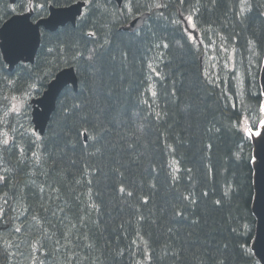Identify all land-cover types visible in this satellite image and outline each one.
I'll list each match as a JSON object with an SVG mask.
<instances>
[{
	"label": "trees",
	"instance_id": "1",
	"mask_svg": "<svg viewBox=\"0 0 264 264\" xmlns=\"http://www.w3.org/2000/svg\"><path fill=\"white\" fill-rule=\"evenodd\" d=\"M78 1L86 7L75 26L41 30L33 64L10 73L0 53V142L4 133L10 139L0 147V175L7 178L0 184V264H259L250 249L252 145L232 125L255 129L261 118L264 0H253L245 25L235 22L236 0L215 6L211 0H131V11L129 0L121 7L109 0H0V26L30 6L37 20L49 6ZM194 7L200 9L195 44L184 24L173 23ZM144 13L142 28L119 30ZM222 46L233 52L238 70L214 64ZM66 67L76 70L77 91L66 87L44 135H33L28 101ZM19 102L20 114L10 112ZM77 103L81 115L63 111ZM97 123L109 131L98 145L86 146L77 130ZM41 140L46 149L37 147ZM34 151L43 154L39 161ZM173 166L180 169L175 181Z\"/></svg>",
	"mask_w": 264,
	"mask_h": 264
},
{
	"label": "water",
	"instance_id": "2",
	"mask_svg": "<svg viewBox=\"0 0 264 264\" xmlns=\"http://www.w3.org/2000/svg\"><path fill=\"white\" fill-rule=\"evenodd\" d=\"M9 1L11 4L16 2V0ZM112 1L118 7H121L123 2V0ZM84 6L85 3L82 1L62 8L50 6L48 15L37 22L31 20L33 14L31 9L24 14H16L7 19L0 27V51L4 62L8 65V71H13L19 62H34L40 44L41 27L46 31L53 32L66 24L74 26L77 18L81 16ZM148 17L149 13L139 15L127 25L120 27L119 30L133 33L143 27ZM67 86H71L74 91H77L78 78L74 67L60 70L49 82L41 96L30 100L33 130L40 136L44 134L46 123L55 110L57 98ZM254 154L256 160L253 163L254 199L252 210L257 219V226L252 250L259 262L264 264V153L260 152L258 145L256 147L254 145Z\"/></svg>",
	"mask_w": 264,
	"mask_h": 264
},
{
	"label": "snow or ice",
	"instance_id": "3",
	"mask_svg": "<svg viewBox=\"0 0 264 264\" xmlns=\"http://www.w3.org/2000/svg\"><path fill=\"white\" fill-rule=\"evenodd\" d=\"M231 2V0H230ZM130 3H131V0H129V11H131V7H130ZM180 3L183 4L184 3V0H180ZM200 3V0H197V4ZM211 4L213 6H215L217 4V0H211ZM156 8H161V7H167V5H162V4H155L154 5ZM234 7L237 9L235 12H234V15H235V22L236 23H239L241 25H245L246 21L248 20V16L245 15V13H251L253 11V8H254V4H253V0H236V3L234 5ZM200 9L198 7H194L187 16L184 17L183 21L180 20V19H177V20H174L173 23L176 24L177 26H180L181 24H184V27H185V31L187 32L188 29H191L192 31L188 33V36H189V40L193 42V44L196 43L194 37H195V32H196V29L198 28V22H197V19H196V15L199 13ZM183 15V14H181ZM260 15H264V13H261ZM186 22V23H185ZM211 25H209L208 29H206L205 31H211ZM88 35H94V33H88ZM203 35V33H202ZM200 43H203V41H200ZM248 44H249V48L253 50V53L255 54V44H256V41L254 39H250L248 41ZM165 47H167V45H165ZM222 50L223 51H227L226 48H223L222 46ZM121 57L122 58H126L125 56V53L121 52L120 53ZM96 56H97V53L95 52V50L91 51L89 53V55L87 56L86 58V62L92 66L94 65L95 63V59H96ZM81 59H84V57L82 56L81 54ZM111 59L112 60H115L116 59V55L113 54L111 56ZM94 71H99L98 69H94ZM176 93L173 92V95H175ZM152 95L155 97L157 95V93L155 91L152 92ZM15 99V98H13ZM21 105H13L9 111L10 112H15L16 114H20L21 112ZM188 107H192V105L188 106ZM81 108H82V104L80 103H77V104H74L73 105V108L72 109H68V108H64L63 111L65 113H68L69 115L75 113L76 115H81ZM260 109H261V112H264V104H261L260 105ZM101 111H105L104 108H101ZM84 115H86V113H84ZM158 118H162V114L161 113H157L156 114ZM67 119V116L65 117ZM245 121H247V117L244 118ZM261 124V126H264V120H260L259 122ZM232 127L234 129H236L238 132L239 131H243L244 132V135L246 138H252V128L250 126H245L244 128H241L240 127V123L239 121H236L233 123ZM109 131V128L106 126V125H103L101 123H97V124H93V125H89L88 127L84 128L83 131H80L79 129L77 130V136H83L85 141H86V146H88L89 144H93V145H98L100 140L103 139V136L101 135L102 133H107ZM209 132L212 131V129H208ZM216 131H220L219 128L216 129ZM33 135H35V132L33 130ZM65 135L67 136V133H65ZM257 136H259V140L257 141V145L259 147V150L261 153H264V133H257ZM4 139L2 142H0V147H3V148H7L9 145H10V139L8 138L7 136V133H4ZM41 138L40 137H37V140H40ZM35 143V141L33 142ZM69 144H71V146L73 148H75V144L72 143L71 141L68 142ZM43 146L45 149L47 148V145L46 143H44L42 140H41V144L40 145H37V147H41ZM128 147L129 148H132V144H128ZM208 147L210 148L211 145L209 144ZM101 147L100 146H96L95 147V152H101ZM21 153H23V149L21 148ZM33 155V158H35L36 161H39L41 159V156L43 154H41V156H38L37 155V152H33L32 153ZM3 157L0 156V159H2ZM250 159L254 162L255 161V157H250ZM180 169L178 167H175L173 166V172L171 174V178L175 181L177 179L176 177V173L179 172ZM187 171H191V169H188ZM7 178L6 176H2L0 175V181H5ZM41 191H43V186H41L40 188ZM120 191L121 192H124L125 191V188L123 186H121L120 188ZM7 195V194H5ZM127 195L129 197H131L133 195V192L132 191H128L127 192ZM190 195H193L194 194H191ZM204 195L206 196L207 193H204ZM228 193L227 191L225 192V196H227ZM183 199L188 201L189 203L191 204H195L197 201L195 198L193 199H190L189 196H183ZM147 201H145L146 203ZM215 204L217 205H220L221 204V200H216L214 202ZM92 207H97L96 205H93ZM62 211V209H61ZM3 214V209L0 208V215ZM175 215L179 216L181 215L180 212H176ZM33 219H36V217H33ZM139 219H143L142 216L139 217ZM193 223H196V221H193ZM73 227H75V225H73ZM14 231L16 233H20L22 231V228L21 227H16L14 229ZM139 235V233H138ZM70 236V233H65L64 235V239L65 240H68ZM59 243V241H57V244ZM58 251V249H57Z\"/></svg>",
	"mask_w": 264,
	"mask_h": 264
},
{
	"label": "rangeland",
	"instance_id": "4",
	"mask_svg": "<svg viewBox=\"0 0 264 264\" xmlns=\"http://www.w3.org/2000/svg\"><path fill=\"white\" fill-rule=\"evenodd\" d=\"M192 30L191 29H188V33L191 32ZM195 38V37H194ZM218 62H221L223 65H224V68H232L234 71L238 70V65H236L235 61H234V55H233V52H231L230 50L227 49V51H221L220 52V55L218 58H215L214 59V64L215 65H218ZM256 66V65H255ZM217 67L214 68V70H216ZM259 87H260V95H261V98H262V102L264 104V59L261 63V65L259 66ZM238 75V74H237ZM237 77V76H236ZM240 79L238 78V81ZM238 90L240 91V86H239V83H238V86H237ZM18 105H21V102H19ZM263 118H264V115H263ZM262 128V126H261ZM256 131H258L257 133H261L259 131V126L257 127ZM255 131V133H256ZM259 136H257L256 134V137L255 139H258Z\"/></svg>",
	"mask_w": 264,
	"mask_h": 264
},
{
	"label": "bare ground",
	"instance_id": "5",
	"mask_svg": "<svg viewBox=\"0 0 264 264\" xmlns=\"http://www.w3.org/2000/svg\"><path fill=\"white\" fill-rule=\"evenodd\" d=\"M97 5V4H96ZM145 5V4H144ZM97 7V6H96ZM119 9V8H118ZM121 9V8H120ZM159 9V8H158ZM152 15V14H151ZM41 17V16H40ZM151 17V16H150ZM128 23V22H127ZM147 23V22H146ZM145 25V24H144ZM62 29V28H61ZM147 29V28H146ZM148 30V29H147ZM87 31V30H86ZM44 32V31H43ZM90 33V32H89ZM92 33V32H91ZM97 51V50H96ZM81 67H82V65H81ZM16 68V67H15ZM148 69V68H147ZM156 79V78H155ZM166 79H167V77H166ZM24 83V82H23ZM140 90V89H139ZM20 91V90H19ZM154 91V90H153ZM20 93V92H19ZM140 94V93H139ZM19 95V94H18ZM162 95V94H161ZM31 98V97H30ZM157 99V98H156ZM15 100V99H14ZM153 100V99H152ZM163 101V100H162ZM5 106V105H4ZM49 121H50V119L48 120V122L46 123V126H45V130H46V127L48 126V123H49ZM129 122V121H128ZM127 122V123H128ZM145 123V122H144ZM263 130H264V126H262V133H263ZM259 140V138L258 139H256V141L254 142V145H255V147L257 146V141ZM139 150V149H138ZM84 152V151H83ZM254 157H255V154H254ZM255 160H256V157H255ZM253 163H255V161L253 162ZM82 175V174H81ZM13 200V199H12ZM12 202V201H11ZM1 205V204H0ZM101 248V247H100Z\"/></svg>",
	"mask_w": 264,
	"mask_h": 264
}]
</instances>
